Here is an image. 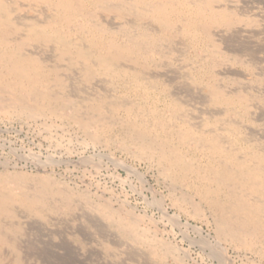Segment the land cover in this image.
<instances>
[{"label":"rangeland","instance_id":"1","mask_svg":"<svg viewBox=\"0 0 264 264\" xmlns=\"http://www.w3.org/2000/svg\"><path fill=\"white\" fill-rule=\"evenodd\" d=\"M186 1L194 4L202 0ZM212 1L213 9L227 11L232 21L229 26H210L211 39L206 42L192 41L188 19L163 29L150 17L140 16L131 0H127L123 11L84 7L82 16L69 25L70 29L75 28L71 39L87 46L85 27L103 28L107 37L115 34L119 42L144 31L160 37L151 55L138 62L118 63L139 75L146 86L153 87L152 94L144 97L146 109L150 110L147 106L155 100L163 111L164 97L170 94L185 108L173 119L174 125L185 121L200 129L204 125L207 130L204 123L208 118L220 119L221 131L227 123L236 125L241 129V143L251 141L248 143L264 150V0ZM11 2L13 16L21 26L31 21L48 24L56 14L55 9L44 4ZM110 3L109 6L118 5ZM81 26L83 29H78ZM23 34L13 35L12 41ZM54 47L30 44L25 52L35 55L48 68L58 70L64 88L54 82L48 87L54 94L72 98L83 116H88L84 109L95 99L107 112L114 104L138 106L143 101L140 96L124 92L108 78L84 81L81 64L61 61ZM211 85L235 96V100L239 96L245 98L247 117L241 116L242 108L238 106L231 107L234 112L227 113L225 106L213 105ZM54 118L23 120L0 115V177L3 172L22 174V187L32 193L40 178L50 176L53 187L63 189L73 200L70 209L45 212V217L15 205L17 217L3 220L7 225L3 232L13 240L14 246L0 247V264H14L17 259L21 264H264V246H259L257 253L247 252L216 235L212 212L188 183L172 182L160 173L156 164L135 155V150L124 147L116 136L111 140L105 136L95 140L96 126L86 131L77 122ZM120 119L123 118L114 120ZM186 150V161L193 158L203 162L192 149ZM128 167L144 175L149 186L143 187L140 178ZM14 184L11 181L9 186L17 190ZM51 201L61 206L65 199L58 194ZM103 206L133 220L138 233L144 231L166 242L172 248L170 256L166 255L169 258L154 257L138 237L125 235L116 222L109 221ZM14 224L18 225L17 231H9Z\"/></svg>","mask_w":264,"mask_h":264},{"label":"bare ground","instance_id":"2","mask_svg":"<svg viewBox=\"0 0 264 264\" xmlns=\"http://www.w3.org/2000/svg\"><path fill=\"white\" fill-rule=\"evenodd\" d=\"M11 1L0 0V115H10L23 120L52 116L77 122L86 131L96 126L95 140H99L101 136L111 140L116 136L124 147L135 150V155L146 158L153 165L156 164L160 173L172 182L188 183L212 212L216 235L222 241L232 244L236 249L254 253L258 252L259 246H264V150L248 143L251 141L241 143V129L236 125L227 123L226 128L221 131L220 119L213 120L211 117V120L209 118L205 120L207 130H204V125L200 129V126L185 121L174 125L173 119L185 108L170 94L164 97L163 111L158 109L155 100L149 103L150 106L148 104L147 108L150 107V110H147L144 97L152 94L150 91H153V87L149 88L139 75L118 64L119 61L126 60L138 62L145 55H151L155 50L153 46L158 44L160 37L144 31L119 42L115 34L107 37L108 34L103 28L85 27L88 31L87 46L76 43V39H71L74 27L70 29L69 25L82 13L84 7L95 9L102 6L100 8L106 12L123 11L127 0H23L44 4L56 10L54 18L52 17L48 24L31 21L28 24L26 22V26L17 23L13 16ZM131 1L139 9L140 16L150 17L152 21L162 25L163 29L174 26L176 21L188 19L187 24L192 27L189 30L192 31V41L196 44L211 39L210 26H229L232 21L227 11L213 9L212 0H202L194 4L186 0ZM113 2L118 5L115 7L108 5L109 3L112 5ZM80 28L83 29L82 26L78 29ZM21 32H24L23 36L12 41L11 37ZM30 44L54 45L61 61L69 60L72 65L81 64L84 81L89 82L97 77L108 78L110 82L120 85L124 92L142 97L144 102L138 106L131 103L114 104L110 110L105 107L107 112L103 110L99 100L95 99L91 104L88 102V108L84 109L87 110L88 116H83L82 110L72 98L54 94L48 87L54 82L56 86L62 88L64 80L57 69L48 68L35 55L25 52ZM145 58L147 59V56ZM210 89L212 92L210 102L213 105L225 106L227 113H231V107L238 106L242 108L241 116L247 117L249 112L245 98L239 96L235 100V96L234 98L229 96L216 86L211 85ZM120 116L123 118L121 121L114 120ZM186 148L199 154L203 162L193 158L190 162L186 161L188 154ZM128 168L137 174L143 187L149 186L144 175L132 167ZM49 177L40 178L39 185L30 193L22 187L21 183L24 180L22 174L2 173L0 247L14 246L13 240L3 232V228L7 226L3 220L17 217L15 205L39 217H45V212L68 210L73 206L72 195L58 187L54 188ZM11 181L17 185L19 191L10 188ZM58 194L65 199L61 206L51 201V197ZM102 210L109 221L116 222L123 229L125 235L134 234V237L147 244L154 257L162 259L172 253V248L165 244L166 242L163 243L156 237L143 233L144 231L138 233L136 231L138 226L133 220L116 214L107 206H103ZM178 218L176 217L177 221ZM17 226L14 224L9 231L16 232ZM197 230L201 232V228ZM14 262L21 264L19 259Z\"/></svg>","mask_w":264,"mask_h":264}]
</instances>
